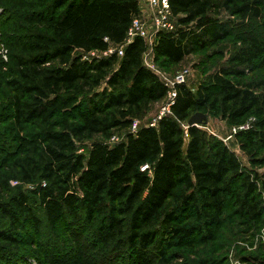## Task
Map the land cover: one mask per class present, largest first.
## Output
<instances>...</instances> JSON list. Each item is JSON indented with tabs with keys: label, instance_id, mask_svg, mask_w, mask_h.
Returning <instances> with one entry per match:
<instances>
[{
	"label": "trees",
	"instance_id": "obj_1",
	"mask_svg": "<svg viewBox=\"0 0 264 264\" xmlns=\"http://www.w3.org/2000/svg\"><path fill=\"white\" fill-rule=\"evenodd\" d=\"M11 2L20 13L13 25L26 35L10 55L0 136L12 148L0 138V170L11 161L12 173L2 179L30 184L17 185L0 208L12 229L20 216L36 229L85 220L101 248H126L141 260L151 251L165 254L169 239L182 245L200 232L211 234L230 201L232 214L262 218L264 171L247 170L220 139L186 122L195 112L218 111L230 122L255 114L234 137L252 165L264 164L255 157V148L264 147V92L243 80L244 69L264 54V39L242 38L195 90L175 83L170 113L130 131L168 93L143 63L141 37L121 56L115 52L139 14V0ZM170 8L177 29L158 31L152 43V60L160 64L179 63L228 37L233 23L220 17L222 10L240 19L262 17L257 0H170ZM109 49L114 52L101 57L76 54ZM120 130H127L125 140L108 144ZM0 234L14 248L3 256L18 264L24 254L15 249L17 237Z\"/></svg>",
	"mask_w": 264,
	"mask_h": 264
},
{
	"label": "rangeland",
	"instance_id": "obj_2",
	"mask_svg": "<svg viewBox=\"0 0 264 264\" xmlns=\"http://www.w3.org/2000/svg\"><path fill=\"white\" fill-rule=\"evenodd\" d=\"M248 1L253 2L254 0ZM257 1L262 12L261 18L240 19L229 15L225 10L221 11L220 17L232 20L233 25L231 34L216 45L191 53L183 57L179 63L164 61L160 64L159 61L153 62L151 58L150 60L148 58L147 65L158 74L162 81L174 82L178 76H181L184 83L190 89L195 90L200 82L206 80L207 76L225 64L228 55L240 44L242 38L255 36L264 39V0ZM19 14V10L14 9L11 0H0V112L9 100L10 77L7 73L10 55L16 51L13 43H18L26 35L25 29L19 30L21 26L16 28L13 25L12 20L15 15ZM76 54H82L84 58L105 56L104 53L98 51L77 52ZM244 72L243 80L257 83L260 85L259 89L264 92V54L252 65L246 67ZM166 104V97L153 102L149 113L139 120L138 125L151 122L164 111ZM202 113L206 115L207 121L205 124H199V127L225 143L247 170L258 173L264 171V164L252 165L250 157L239 148L234 137L238 130L250 127L256 118L255 114L230 122L222 118L218 111ZM0 119L3 120L1 113ZM130 131H133L132 127ZM126 133L127 130L115 131L107 143L113 144L116 141L125 140ZM0 138L3 139V144L12 148L11 140L7 141L1 136ZM96 140H101V138H96ZM255 149L257 160L264 159V147ZM10 165L11 161H7L6 166L4 165L0 170V208L3 205L8 206L11 194L15 192L17 185H20L23 190L30 188V184L21 183L17 179L9 177L2 179V176L11 172ZM234 209V203L228 202L220 225L215 227L211 234L200 232L182 245H177L176 240L169 239L163 252L165 254L151 251V257L147 256L141 260L132 253L128 254L126 248L115 252L113 247L112 249L101 248L99 241L94 239L92 233L94 229L87 226L85 220H79L73 224L63 221L55 228H50L44 222L36 229L32 222L20 216L16 229H12V224L0 215V231L8 233L13 231L17 237L18 246L15 249L24 254L20 256L21 260L18 264H264V215L260 220L254 221L247 219L248 217L232 214ZM39 214L41 215L40 212ZM75 227L77 233L72 232ZM78 242L81 247L76 251ZM11 247L12 245H7L0 234V264H17L16 261H8L3 256L4 251H12ZM48 247H55L53 253L47 249Z\"/></svg>",
	"mask_w": 264,
	"mask_h": 264
},
{
	"label": "built area",
	"instance_id": "obj_3",
	"mask_svg": "<svg viewBox=\"0 0 264 264\" xmlns=\"http://www.w3.org/2000/svg\"><path fill=\"white\" fill-rule=\"evenodd\" d=\"M139 4V14L133 17L126 32L124 41L116 47L115 52H117L118 56H121L125 45L130 43L133 38L141 37L147 45V49L143 53L142 58L143 61L148 64L147 59L149 58L150 60V55L152 54V43L156 33L158 31H175L178 24L176 17L171 12L170 0H139ZM112 52H114V49H109L104 52V55L106 56ZM147 67L149 66L147 65ZM163 82L168 87V93L165 96L167 98L166 107H164V111H162L161 114L156 116L151 122L147 123V125L155 126L161 116L170 113V105L172 104L175 96L174 84L181 82L184 83V80L181 76H178L177 80L174 82ZM138 124V120L133 122L131 126L133 131L137 128Z\"/></svg>",
	"mask_w": 264,
	"mask_h": 264
},
{
	"label": "water",
	"instance_id": "obj_4",
	"mask_svg": "<svg viewBox=\"0 0 264 264\" xmlns=\"http://www.w3.org/2000/svg\"><path fill=\"white\" fill-rule=\"evenodd\" d=\"M207 121V117L204 113L202 112H195L194 114H192L186 124L187 126H191V125H199V124H205Z\"/></svg>",
	"mask_w": 264,
	"mask_h": 264
},
{
	"label": "crops",
	"instance_id": "obj_5",
	"mask_svg": "<svg viewBox=\"0 0 264 264\" xmlns=\"http://www.w3.org/2000/svg\"><path fill=\"white\" fill-rule=\"evenodd\" d=\"M151 57V60H152V54L150 55ZM142 60H143V58H142ZM153 61V60H152ZM154 62V61H153ZM143 63H144V65H146L147 66V64L143 61ZM149 68V67H148ZM150 70H152L154 73H156L153 69H151V68H149ZM157 74V73H156ZM158 75V74H157Z\"/></svg>",
	"mask_w": 264,
	"mask_h": 264
}]
</instances>
